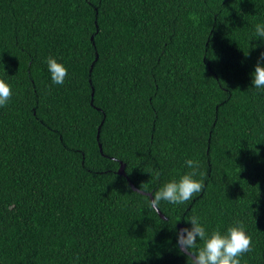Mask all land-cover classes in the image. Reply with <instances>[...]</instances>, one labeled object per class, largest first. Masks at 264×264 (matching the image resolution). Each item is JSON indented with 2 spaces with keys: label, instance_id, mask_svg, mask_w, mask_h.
Listing matches in <instances>:
<instances>
[{
  "label": "trees",
  "instance_id": "trees-1",
  "mask_svg": "<svg viewBox=\"0 0 264 264\" xmlns=\"http://www.w3.org/2000/svg\"><path fill=\"white\" fill-rule=\"evenodd\" d=\"M0 264H264V0H0Z\"/></svg>",
  "mask_w": 264,
  "mask_h": 264
},
{
  "label": "water",
  "instance_id": "water-1",
  "mask_svg": "<svg viewBox=\"0 0 264 264\" xmlns=\"http://www.w3.org/2000/svg\"><path fill=\"white\" fill-rule=\"evenodd\" d=\"M91 38H92V36H91ZM123 167H124V165L121 164V166H120L119 169H118V173H120V174H124ZM142 192H143V191H142ZM148 195H150V194L148 193ZM150 198L153 199L151 195H150ZM158 213L160 214V216H161L162 218H164V215H163L161 212L158 211Z\"/></svg>",
  "mask_w": 264,
  "mask_h": 264
}]
</instances>
